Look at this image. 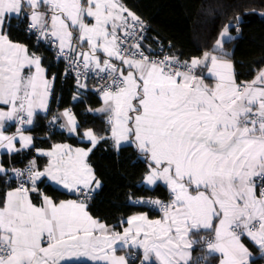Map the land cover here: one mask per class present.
Here are the masks:
<instances>
[{
    "label": "snow or ice",
    "instance_id": "snow-or-ice-1",
    "mask_svg": "<svg viewBox=\"0 0 264 264\" xmlns=\"http://www.w3.org/2000/svg\"><path fill=\"white\" fill-rule=\"evenodd\" d=\"M13 19L27 21L26 30L39 33L38 42L55 44L58 55L72 59L78 88L86 87L79 81L81 67L85 74H103L105 108L96 111L108 114L116 147L134 144L149 161L144 182L164 181L172 197L168 204L141 201L160 205L163 216H132L123 234L95 219L88 202L101 182L87 157L109 137L87 129L83 137L91 147L36 149L49 157L46 166L41 169L33 158L25 169L11 170L22 183L0 202V264H127L115 255L118 244L142 248L141 264H153V258L189 264L187 250L200 243L189 237L201 229L214 232L207 249L223 256L220 264H249L252 254L241 243L245 235L264 258V186L253 181L259 177L264 185V69L241 84L218 70L231 65L218 64L210 52L189 61L155 58L159 54L144 43L143 22L120 0H0V149L7 154L35 147L24 126L48 111L46 97L55 80L45 75L41 57L9 40L5 28ZM234 27L226 25L214 47L232 39L228 30ZM208 61L214 84L198 73ZM59 118H66L60 126L70 133L80 126L68 109L53 121ZM9 121L20 127L5 135ZM3 164L0 174L7 175ZM42 178L77 199L57 203L45 195L34 204L29 193L40 194Z\"/></svg>",
    "mask_w": 264,
    "mask_h": 264
},
{
    "label": "trees",
    "instance_id": "trees-1",
    "mask_svg": "<svg viewBox=\"0 0 264 264\" xmlns=\"http://www.w3.org/2000/svg\"><path fill=\"white\" fill-rule=\"evenodd\" d=\"M121 1L131 11L148 20L149 42L157 39L170 41L175 54L180 59L189 61L195 57L202 58L205 52H210L216 57L230 60L234 65L237 82H250L259 70L264 69V0ZM230 22L235 25L228 30L232 39L223 40L221 46L216 49L214 45L220 38L219 34ZM11 24V28L7 26L5 28L8 38L24 44L30 53L41 57L46 76L54 74L55 80L48 112L38 114L34 125L29 129L34 138L35 147L31 151L14 157L1 153L0 161L4 162L3 166L6 169H22L29 160L35 158L42 168L47 158L38 155L36 149H47L56 143L88 147L90 144L82 141L80 137H83L85 130L92 129L98 137L109 138L97 143L87 157L96 179L101 182L100 188L88 202L89 213L108 225L116 224L140 212L157 214L136 205L133 201L137 197L150 195L170 197L166 186L162 183L157 182L153 187H146L142 183L149 163L148 159L134 144L131 146L123 144L117 148L105 121L106 115L94 112L101 105L100 97L88 93L82 100L71 102L73 78L70 72L65 71L62 65H56L51 50L36 43L34 36L28 35L21 27L15 25V19ZM202 67L205 66L202 65ZM202 69L204 68L200 67L198 73H202ZM54 106H57L59 111L70 107L80 125L74 134H68L64 130L54 132L46 130L45 122ZM5 180L6 175L0 174V202H3L6 189L13 185L6 183ZM38 186L55 201L76 196L56 188L44 179ZM211 235V230H198L190 235L191 240L200 241V243L193 246L189 264H219V255L210 253L206 247V242ZM242 238L250 251L255 254L250 264L264 263L259 248L244 236ZM137 255L139 261V254ZM128 263L136 264L130 260ZM153 264L157 263L153 262Z\"/></svg>",
    "mask_w": 264,
    "mask_h": 264
},
{
    "label": "built area",
    "instance_id": "built-area-1",
    "mask_svg": "<svg viewBox=\"0 0 264 264\" xmlns=\"http://www.w3.org/2000/svg\"><path fill=\"white\" fill-rule=\"evenodd\" d=\"M132 13H134L137 17L140 18V20L143 22V25L145 26V34L147 39H145L144 43L148 46H150L154 53L159 54L157 55L155 58H162V56H176L179 58L178 55L175 54L174 50H173V46L172 43L170 41H163L161 39H157L154 42H149L148 41V33H149V29H150V24L148 22V20L146 18H143L142 16L138 15L137 13L131 11ZM15 25L21 27V29L23 31H25L28 35L30 36H34V40L36 43L41 44L42 46H44L45 48H48L49 50H51L52 54H53V61L56 65H62L63 69L65 71L70 72V74L72 75L73 78V86H72V93H71V102H78L80 100H82L84 98V96H86L88 93H92L95 94L97 96L103 95V91H101V89L104 87V85L108 82L106 79H101L100 75H97L95 72L93 71H88L85 74V71L83 70V68H80V72L81 75L79 76V81L81 84L86 85V87L84 88H78L77 86V76L75 75V71L74 70H70L69 69V65L72 63V59H68L65 60L63 58V56L58 55L59 49L55 44L50 45L47 41L45 40H40L39 42L37 41V36L39 35L38 32H34V33H29L26 28H27V21L21 22V20L15 19ZM147 54V53H146ZM38 56V55H37ZM180 59V58H179ZM181 61H186L183 59H180ZM118 63V62H116ZM53 76H55L54 74H51L49 76V79H51ZM54 83V82H53ZM53 83L51 84L53 86ZM237 83H247V81H240ZM66 109H70V107H67ZM59 110L57 108V106H54L52 112L48 115L47 120L45 122V127L46 130L49 132H54L57 130L61 129V121L60 119H56L55 121H53V117L54 116H58ZM106 123L108 124L109 128L110 125L108 123V116L105 118ZM20 127L16 122L13 121L12 123V131L17 132V128ZM29 127V125H25L24 129H27ZM27 166V165H26ZM26 166L23 168L25 169ZM7 182L8 183H12L15 186H20L22 181L20 179H17L14 175L13 176H9L7 177ZM27 184H25L24 186H26ZM256 185L258 186V188L260 186H264L261 184V180L259 177L256 178ZM77 198V194L75 196ZM155 200H159L161 201L162 204H168L170 202V197L169 198H163L160 196H156V195H150V196H141V197H137L135 198L133 201L136 205L142 206L144 208H146L148 211L151 212H163L160 205L157 204H153V203H141V201H155ZM137 253L136 252H129L127 254V257L130 261L132 262H136V264H141L140 261H138V257H137ZM264 264V263H262Z\"/></svg>",
    "mask_w": 264,
    "mask_h": 264
},
{
    "label": "crops",
    "instance_id": "crops-1",
    "mask_svg": "<svg viewBox=\"0 0 264 264\" xmlns=\"http://www.w3.org/2000/svg\"><path fill=\"white\" fill-rule=\"evenodd\" d=\"M125 6V5H124ZM126 7V6H125ZM127 8V7H126ZM128 10H130L129 8H127ZM131 11V10H130ZM6 32V31H5ZM10 40V39H9ZM12 41V40H11ZM12 42H14V43H18V44H21V43H19V42H15V41H12ZM22 45H24V44H22ZM30 53V52H29ZM196 58V57H195ZM218 58V64H220V65H223V64H230L231 65V67L230 68H227V69H225V68H223V67H220L218 70L219 71H221V72H225V73H227V74H230V75H232L233 77H234V79H235V75H234V65H233V63H232V61H230V60H227V59H222V58H219V57H217ZM41 66H42V68H44L45 69V67L41 64ZM201 68H204V69H202V73H199V74H201V75H203L204 77H205V82L206 83H211V84H214L215 82H216V77L214 76V75H209V73H208V68H210L211 67V62L210 61H208V63H207V67H202V65L200 66ZM33 71H34V68L32 69ZM25 74H27V69H25ZM45 75H46V71H45ZM49 78V77H48ZM236 80V79H235ZM237 82V81H236ZM51 90H52V85H51ZM50 95H51V91H50V93L47 95V97H46V100H47V105H48V110H49V102H50ZM100 97V96H99ZM101 100V99H100ZM101 103H102V100H101ZM101 106V105H100ZM66 109V108H65ZM69 111L70 112H72L71 111V109H69ZM48 112V111H47ZM47 112H44V111H40L39 112V114H46ZM58 114H60V111H59V113ZM105 115H106V117L108 116V114L107 113H104ZM60 119V121H61V125L62 124H65L66 123V118H59ZM12 123H13V121H9V122H7V124H6V127H5V129H4V133H5V135H12V134H14V133H16V132H14V131H12ZM34 125V124H33ZM33 125H29V127L27 128V129H25L24 130V134L25 135H29V136H31V133L29 132V129L33 126ZM66 129H67V127H61V129L60 130H64V131H66ZM67 132V131H66ZM68 133V132H67ZM68 134H74V133H68ZM80 139L82 140V141H86V142H88L87 141V139L86 138H84V137H80ZM115 142V141H114ZM89 143V142H88ZM57 144H62V145H69V146H71V148L74 150V149H77V148H88V147H91V144L88 146V147H83V146H73V145H70V144H68V143H56V144H54V145H52L50 148H47V149H42V148H39V149H42V150H44V151H48V150H51V149H53V147L55 146V145H57ZM123 144H127L126 142H123L121 145H123ZM116 146V145H115ZM17 147H19V144H17ZM32 150V148H30V149H28V150H24V151H22L21 153H19V154H9V156H12V157H14V156H19V155H22V154H24V153H26V152H28V151H31ZM1 153H6V151L4 150V149H0V154ZM36 153H37V151H36ZM38 154V153H37ZM39 155V154H38ZM46 158H47V161H46V164L44 165V166H46L47 165V163H48V161H49V157H47L46 156ZM87 163H88V161H87ZM89 164V163H88ZM43 166V167H44ZM42 167V168H43ZM41 168V169H42ZM16 169V168H15ZM18 169H20V168H18ZM23 169V168H22ZM9 171H8V173H7V175H6V183H8L7 182V177H8V175L9 176H13V172L11 171L12 169H8ZM257 171H259L258 169H257ZM256 178L257 177H253V181H254V183L256 184ZM42 179H44L45 181H47V182H49V183H51L52 185H54L55 187L57 186L58 187V189H60V190H62V191H65V189L63 188V186L62 185H58V184H56L55 182H53V181H50L49 179H47V178H42ZM158 182H160V183H162L161 181H158ZM142 183L144 184V186H146V187H153L154 185H147L145 182H144V177H143V179H142ZM163 185H165L166 186V188H167V190H168V192H169V195H170V199H171V197H172V193L169 191V188H168V186H167V184L166 183H162ZM17 187H20V186H15V185H12V187H10V188H8V189H6V191H5V194H4V199L6 198V194L8 193V192H10V191H14ZM25 187H30V185H26ZM39 187V186H38ZM56 187V188H57ZM67 191V190H66ZM65 191V192H66ZM39 193L40 194H37L36 192H30L29 193V196H30V198H31V200H32V202L34 203V204H36V205H40L41 203H42V198H43V196H48V197H50L49 195H47L46 193H44V191L39 187ZM72 194H75V193H72ZM51 198V197H50ZM3 199V200H4ZM52 199V198H51ZM75 199H77L75 196L74 197H69V198H65V199H61V200H58V201H55V200H53V201H55V202H57V203H59L60 201H68V200H75ZM140 214H146L147 216H148V218L150 219V220H158V219H161V217L163 216V212H159V213H157V214H155V215H150L148 212H140V213H136V214H133V215H131V216H129V217H127V218H124V219H122V220H120L118 223H116V224H113V225H108V224H106L104 221H101L100 219H98L97 217H94L95 219H98V220H100L102 223H105L106 225H108L110 228H112V229H114V231L115 232H119V233H121V234H123V232H124V229H126V228H128L129 227V225L126 223V221L129 219V218H131L132 216H135V215H140ZM216 224H218V221L217 222H215ZM201 230H203V229H201ZM204 231H206V230H204ZM248 241H250L252 244H254L257 248H259L252 240H251V238H249V237H247L246 235L244 236ZM189 239L191 240V238L189 237ZM209 240H214V232H212V235H211V237L207 240V242L209 241ZM207 242H206V247H207ZM241 243H243L244 245H245V247L246 248H248L247 247V245L245 244V242L243 241V238L241 237ZM129 244H131V239L129 240ZM248 250H249V252L252 254V256L249 258V264H250V262H251V259L253 258V257H255V254L254 253H252L251 251H250V249L248 248ZM259 253L262 255V252H261V249L259 248ZM188 251V253H189V262H190V259H191V251H192V249H188L187 250ZM129 252H136L137 254H139V261L141 262V259L143 258V249L142 248H137V247H129V245H123V246H119V244L117 245V251H116V253H115V255L117 256V257H120V256H123V257H125V259L127 260V264H129L128 263V261H129V259H128V257H127V254L129 253ZM213 253H217L218 255H219V264H220V261L223 259V256L219 253V252H213ZM153 262H155V263H157V264H159V261H157V260H155V258H153Z\"/></svg>",
    "mask_w": 264,
    "mask_h": 264
},
{
    "label": "rangeland",
    "instance_id": "rangeland-1",
    "mask_svg": "<svg viewBox=\"0 0 264 264\" xmlns=\"http://www.w3.org/2000/svg\"><path fill=\"white\" fill-rule=\"evenodd\" d=\"M120 2L122 3V1L120 0ZM123 4V3H122ZM124 5V4H123ZM228 35L229 36H231L232 37V35L228 32ZM219 39H221V37L219 38ZM225 39H227V38H224V39H222L221 40V44H222V42H223V40H225ZM221 46V45H220ZM216 49L218 48V47H215ZM87 49V45H85V49L84 50H86ZM203 57V56H202ZM100 99L102 100V103H101V106H99L98 108H96L95 110H94V112H97V113H105V112H100V111H96V110H99V109H103V108H105V103H104V100H103V95H101L100 96ZM64 110L65 109H63V110H60V113H63L64 112ZM72 113V112H71ZM66 131L68 132V133H70L69 131H68V128L66 129ZM86 131V130H85ZM162 183H165L164 181H161ZM57 187V186H56ZM58 188V187H57ZM169 188V187H168ZM66 191V190H65ZM169 191L171 192V190H170V188H169ZM66 192H68V191H66ZM70 193V192H69ZM76 195V194H75Z\"/></svg>",
    "mask_w": 264,
    "mask_h": 264
},
{
    "label": "clouds",
    "instance_id": "clouds-1",
    "mask_svg": "<svg viewBox=\"0 0 264 264\" xmlns=\"http://www.w3.org/2000/svg\"><path fill=\"white\" fill-rule=\"evenodd\" d=\"M101 96V95H100Z\"/></svg>",
    "mask_w": 264,
    "mask_h": 264
}]
</instances>
